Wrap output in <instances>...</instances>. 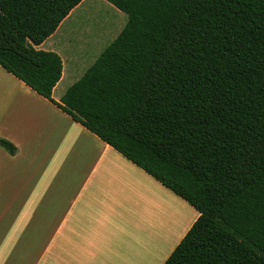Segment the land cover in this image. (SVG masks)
<instances>
[{
  "label": "trees",
  "instance_id": "obj_1",
  "mask_svg": "<svg viewBox=\"0 0 264 264\" xmlns=\"http://www.w3.org/2000/svg\"><path fill=\"white\" fill-rule=\"evenodd\" d=\"M82 1L0 0V66L199 212L163 264H264V0H107L127 22L59 104L36 46Z\"/></svg>",
  "mask_w": 264,
  "mask_h": 264
},
{
  "label": "crops",
  "instance_id": "obj_2",
  "mask_svg": "<svg viewBox=\"0 0 264 264\" xmlns=\"http://www.w3.org/2000/svg\"><path fill=\"white\" fill-rule=\"evenodd\" d=\"M84 1L36 46L62 60L59 104L97 59L86 66L82 38L60 35ZM0 138L17 147H0V264H155L186 215L199 216L1 66Z\"/></svg>",
  "mask_w": 264,
  "mask_h": 264
},
{
  "label": "rangeland",
  "instance_id": "obj_3",
  "mask_svg": "<svg viewBox=\"0 0 264 264\" xmlns=\"http://www.w3.org/2000/svg\"><path fill=\"white\" fill-rule=\"evenodd\" d=\"M127 22L125 13L118 10L107 0H85L76 10L70 20L64 25L60 35L70 40L82 38V52L87 56V64L94 62L100 53L117 37ZM62 38H64L62 36ZM193 218L186 215L184 227L172 234L168 245L163 250L160 259L155 264H163L166 258L181 242L188 228L193 224Z\"/></svg>",
  "mask_w": 264,
  "mask_h": 264
}]
</instances>
